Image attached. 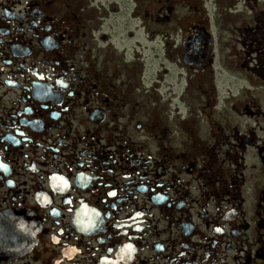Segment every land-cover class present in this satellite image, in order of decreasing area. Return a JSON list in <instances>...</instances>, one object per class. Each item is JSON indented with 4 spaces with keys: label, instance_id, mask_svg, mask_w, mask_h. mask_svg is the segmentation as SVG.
I'll list each match as a JSON object with an SVG mask.
<instances>
[{
    "label": "flooded vegetation",
    "instance_id": "obj_1",
    "mask_svg": "<svg viewBox=\"0 0 264 264\" xmlns=\"http://www.w3.org/2000/svg\"><path fill=\"white\" fill-rule=\"evenodd\" d=\"M0 264H264V0H0Z\"/></svg>",
    "mask_w": 264,
    "mask_h": 264
},
{
    "label": "rangeland",
    "instance_id": "obj_2",
    "mask_svg": "<svg viewBox=\"0 0 264 264\" xmlns=\"http://www.w3.org/2000/svg\"><path fill=\"white\" fill-rule=\"evenodd\" d=\"M123 19H124V25L121 27L122 29L121 31L123 32L125 31V34H126L128 30L131 29V30H134L135 34L138 35L139 37L143 36V34L145 33V30L143 28H141L140 30H137L136 29L137 26L130 22L128 15L124 16ZM139 26H141V23ZM233 28H234L233 26L229 27L230 30H233Z\"/></svg>",
    "mask_w": 264,
    "mask_h": 264
}]
</instances>
